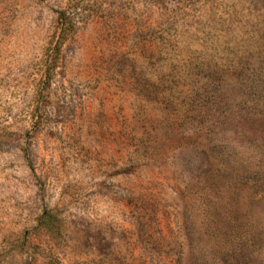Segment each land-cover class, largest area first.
<instances>
[{
  "label": "rangeland",
  "instance_id": "1",
  "mask_svg": "<svg viewBox=\"0 0 264 264\" xmlns=\"http://www.w3.org/2000/svg\"><path fill=\"white\" fill-rule=\"evenodd\" d=\"M261 221L264 0H0V264H231Z\"/></svg>",
  "mask_w": 264,
  "mask_h": 264
},
{
  "label": "trees",
  "instance_id": "2",
  "mask_svg": "<svg viewBox=\"0 0 264 264\" xmlns=\"http://www.w3.org/2000/svg\"><path fill=\"white\" fill-rule=\"evenodd\" d=\"M59 23L63 27H70V25L66 22V18L62 15L59 17ZM258 226V227H257ZM231 244L229 246H224L220 248L218 253L221 255H226L229 258L231 264L234 262H242L245 264H264V253L263 256L259 258H254L253 254H249L248 250L245 253L243 248L245 246H249L251 242L254 240H261L264 245V221H261L259 224L253 226L252 224L248 223L245 225L242 230H233L230 234ZM264 251V249H263ZM259 259H261L259 261ZM220 262V261H218Z\"/></svg>",
  "mask_w": 264,
  "mask_h": 264
}]
</instances>
